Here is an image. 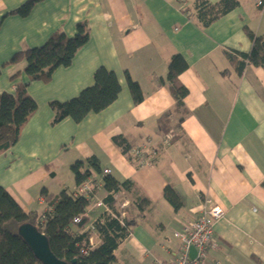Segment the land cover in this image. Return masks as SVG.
<instances>
[{
    "label": "crops",
    "instance_id": "1",
    "mask_svg": "<svg viewBox=\"0 0 264 264\" xmlns=\"http://www.w3.org/2000/svg\"><path fill=\"white\" fill-rule=\"evenodd\" d=\"M24 1L0 0V92H13L18 82L27 81L24 60L6 63L14 52L43 44L56 30L73 35L81 21L89 26V39L48 82H29L37 109L17 143L0 154V185L25 211L41 213L46 203L39 191L45 186H37L57 177L58 169L73 163L69 160L95 156L102 170L134 182L130 192L115 195L119 210L135 219L115 250L116 264L169 260L180 246L174 231L198 215L205 196L225 211L215 224L218 245L205 264H264V67L248 64L238 74L225 55L226 50L251 49L244 26L264 36V0L260 6L259 0H239L207 26L182 9L195 0H38L27 16L10 13ZM176 53L188 63L179 75L188 94L177 110L162 81ZM99 66L116 73L121 85L117 99L79 123L65 118L53 124L49 102L76 96L92 84ZM125 72L141 86L140 103L132 100ZM168 110L176 139L164 146L157 118ZM116 134L131 146L157 150L154 163L137 167L113 142ZM60 156L67 160L58 168ZM165 185L178 194L179 209L163 197ZM101 190L97 198L106 195ZM123 193L129 206L139 198L151 203L143 211L122 208L117 196ZM89 209V222L103 210Z\"/></svg>",
    "mask_w": 264,
    "mask_h": 264
},
{
    "label": "trees",
    "instance_id": "2",
    "mask_svg": "<svg viewBox=\"0 0 264 264\" xmlns=\"http://www.w3.org/2000/svg\"><path fill=\"white\" fill-rule=\"evenodd\" d=\"M37 1L26 0L10 13L27 16ZM238 5L239 0H195L190 6L182 9L200 25L207 26ZM244 29L251 41V49L248 52L225 51L227 59L238 74H241L248 64L264 67V36L256 35L248 26H244ZM88 39L89 26L85 21H81L76 24L73 35L56 30L43 44L22 48L7 60L6 63L25 61L23 72L27 81L18 82L13 92H0V154L17 143L21 130L37 109V102L27 90L29 82H48L58 67L71 64L76 52ZM187 67L185 58L176 53L170 58L166 76L162 78L174 98L175 110L183 107L184 98L188 94L187 87L179 78ZM18 75L15 73L11 78L15 79ZM125 79L133 102L140 103L143 100L141 86L128 72H125ZM120 90L121 85L116 73L99 66L93 73L92 84L82 88L76 96L64 101L49 102L54 112L52 123L56 124L65 118L79 123L89 113L100 112L112 104ZM170 114L171 111L168 110L157 118V127L162 134L161 143L169 133L172 135L170 142L176 139V130L170 124ZM112 140L130 160V151L135 146H131L122 134L114 135ZM153 151L157 153V150ZM70 169L75 187L62 188L57 193L42 187L39 193L46 203V208L41 213L36 210L25 211L8 190L0 185V264H43L18 234V227L27 222L35 225L47 237L53 254L67 264H116L115 250L128 237L135 219L120 218L121 210L117 206L115 195L121 191L130 192L134 188V182L130 179L119 181L111 174L102 176L103 190L106 192L103 202L110 211L103 209L92 221L93 231L90 227L86 228V225L89 223V208L94 198L74 194V191L93 177L94 173L101 174L102 169L95 156L74 161ZM163 197L174 209L181 207V200L171 185L164 186ZM150 203L147 198H139L128 206L143 211ZM77 216H81V220L74 223L73 219ZM92 234L95 235L96 241L90 244L89 237Z\"/></svg>",
    "mask_w": 264,
    "mask_h": 264
},
{
    "label": "built area",
    "instance_id": "3",
    "mask_svg": "<svg viewBox=\"0 0 264 264\" xmlns=\"http://www.w3.org/2000/svg\"><path fill=\"white\" fill-rule=\"evenodd\" d=\"M259 6L262 1L259 0L257 3ZM185 7V5L183 6ZM172 138L171 133L164 137L162 143L170 142ZM146 147L135 146L130 151V161L137 167H146L154 163L155 155L157 154L153 150H144ZM109 168H104L101 172V176L110 174ZM95 179L90 177L82 183L80 186L75 188L74 194H80L84 196H92L94 198L93 206L102 207L110 211V209L103 202V199L97 198V193L103 187L102 177ZM129 205L128 201L121 203L122 208H126ZM225 215L224 209L216 204L210 196L203 197L198 215L188 220L181 228V230L174 231V236L179 239L180 246L179 250L172 254L169 260H163L160 258L155 259L154 264H205L208 254L211 250L217 247V239L215 237V224L218 220L223 218ZM120 218H125V210H121ZM81 220V216H77L73 219L74 223ZM90 227L94 231L92 222L87 223L86 228ZM89 243L93 244V234L89 237ZM193 246L196 250L193 257L190 256L189 248Z\"/></svg>",
    "mask_w": 264,
    "mask_h": 264
},
{
    "label": "water",
    "instance_id": "4",
    "mask_svg": "<svg viewBox=\"0 0 264 264\" xmlns=\"http://www.w3.org/2000/svg\"><path fill=\"white\" fill-rule=\"evenodd\" d=\"M18 234L24 239L31 248L34 255L43 264H67L65 261L57 258L51 251L47 237L33 224L23 223L18 227ZM195 248H189L190 256L195 255Z\"/></svg>",
    "mask_w": 264,
    "mask_h": 264
},
{
    "label": "rangeland",
    "instance_id": "5",
    "mask_svg": "<svg viewBox=\"0 0 264 264\" xmlns=\"http://www.w3.org/2000/svg\"><path fill=\"white\" fill-rule=\"evenodd\" d=\"M150 141V140H149ZM148 141V142H149ZM172 142H164L163 144H164V146H167V145H169V144H171ZM162 144V145H163ZM143 145V144H142ZM137 146V145H136ZM145 147H146V149H144V150H154V149H152L151 147H150V149L147 147V145L145 144L144 145ZM71 151H74V150H71ZM74 157V156H73ZM81 156L79 155V158H80ZM155 157H156V155H155ZM60 159L58 160V161H56L55 163H56V166L58 165L59 167L58 168H61L62 166L61 165H63V162L65 163L66 162V160H67V158H66V156H60L59 157ZM70 159H71V155H70ZM77 158H73V160H69V161H71V162H74L75 160H76ZM68 161V163H71V162H69ZM69 165L70 164H66L65 166H64V168H62V169H58L57 170V177H49L47 180H45V181H42L38 186H37V189L39 190L42 186H45V187H48L49 185H50V188L52 189V191H59L60 189H62L63 188V182L66 184V185H68L69 187H71L72 186V184L74 183V179L72 178V173H71V170H70V167H69ZM51 166H52V168H54L55 167V164L52 162L51 163ZM149 166H151V165H149ZM62 185V186H61ZM38 190H36V192L38 191ZM102 191V190H101ZM99 193V192H98ZM125 197H127L126 196V194H118V196H117V198H118V200L119 201H121V203L123 202V200H124V198ZM104 197H102V198H100V199H103ZM94 205V204H93ZM93 205H92V207H93ZM95 207V206H94ZM130 217H132L131 215H130ZM93 236H94V234H93ZM93 239H94V237H93ZM94 241H95V239H94Z\"/></svg>",
    "mask_w": 264,
    "mask_h": 264
}]
</instances>
